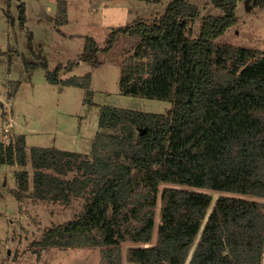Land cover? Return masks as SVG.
I'll return each instance as SVG.
<instances>
[{"label":"trees","instance_id":"16d2710c","mask_svg":"<svg viewBox=\"0 0 264 264\" xmlns=\"http://www.w3.org/2000/svg\"><path fill=\"white\" fill-rule=\"evenodd\" d=\"M210 1L222 14L202 16L192 37L186 28L200 17L197 4L169 0L153 20L111 30L103 47L86 36L79 58L53 69L33 51L28 31L36 59L23 57L24 68L45 69L52 84L86 88L89 104L90 72L63 80L60 73L81 61L99 65L97 52L108 51L119 34L138 36L118 87L172 105L166 113L101 105L89 153L26 148L22 135L6 146L0 141V163L31 165L33 197L85 200L79 215L42 233L40 248L100 247L101 264H123L122 244L130 240L128 264L262 263L264 202L255 197H264V51L216 43L236 23L239 0ZM247 1L264 9V0ZM18 2L24 28L25 4ZM65 5L57 0L58 24L66 20ZM15 177L18 190L27 191L28 172ZM208 190L222 193L213 201ZM154 227L155 242L144 245Z\"/></svg>","mask_w":264,"mask_h":264},{"label":"rangeland","instance_id":"374dc122","mask_svg":"<svg viewBox=\"0 0 264 264\" xmlns=\"http://www.w3.org/2000/svg\"><path fill=\"white\" fill-rule=\"evenodd\" d=\"M187 1L197 4L200 11V17L186 28L190 37L198 33L202 16L222 14L210 0ZM65 2L66 20L58 24L57 0H24L26 22L22 28L18 0H0V141L5 146L22 135L26 148L47 146L89 153L100 129L97 115L101 105L151 113H166L172 107L167 99L125 94L118 87L120 68L127 58L133 57L138 36L119 34L108 51L97 52L95 59L99 65L81 61L71 71L60 73L63 80L90 72L88 88L92 91V104L84 100L86 88L52 84L46 79L45 69L40 67L25 69L23 57L36 59L27 46L28 31L33 34V51L44 55L48 68L53 69L57 64L77 60L86 36L98 48L103 47L111 30L137 19L153 20L164 12L169 0ZM235 9L236 23L215 42L264 51V9L250 6L245 0H239ZM19 170L28 172L30 185L25 192L18 190L15 172ZM32 170L29 163L25 167L0 163V264H101L100 247L42 249L37 244L48 227L79 215L85 200L75 196L66 202L33 197ZM165 185H160V191ZM208 192L213 201L222 193ZM255 198L264 202V197ZM160 204L155 208V225L160 221ZM155 240L154 227L152 241L144 245ZM132 245L135 243L130 240L122 244L123 264H128L125 253Z\"/></svg>","mask_w":264,"mask_h":264},{"label":"water","instance_id":"95a60500","mask_svg":"<svg viewBox=\"0 0 264 264\" xmlns=\"http://www.w3.org/2000/svg\"><path fill=\"white\" fill-rule=\"evenodd\" d=\"M245 3H247V0H245ZM144 130H145V128H142V129L140 128V129H139V133L144 132Z\"/></svg>","mask_w":264,"mask_h":264},{"label":"crops","instance_id":"0c3cea01","mask_svg":"<svg viewBox=\"0 0 264 264\" xmlns=\"http://www.w3.org/2000/svg\"><path fill=\"white\" fill-rule=\"evenodd\" d=\"M264 258V257H263ZM262 261H263V259H262ZM262 264V263H261Z\"/></svg>","mask_w":264,"mask_h":264}]
</instances>
